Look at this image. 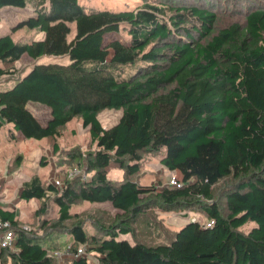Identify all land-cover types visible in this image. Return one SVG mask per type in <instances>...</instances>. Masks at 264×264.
<instances>
[{
  "label": "trees",
  "instance_id": "trees-1",
  "mask_svg": "<svg viewBox=\"0 0 264 264\" xmlns=\"http://www.w3.org/2000/svg\"><path fill=\"white\" fill-rule=\"evenodd\" d=\"M27 1L0 0V11L24 8ZM34 1L33 14L17 27L42 35L15 41L0 34V78L17 75L14 65L24 55H66L68 61L35 63L0 89V129L10 124L25 139H56L80 117L95 149L65 152L63 163L87 177L65 171L58 185L34 174L21 184L19 198L38 201L37 215L50 200L57 207V218L46 219L40 232L23 228L16 210L0 204V218L15 230V250L0 248V258L61 264L52 252L68 246L56 240L67 233L73 253L83 248L78 257L66 256L67 264H264V6L244 0L238 9L230 2L237 16L222 23L216 0L119 9L87 8L79 0ZM121 30L129 37L125 42L106 41ZM31 102L49 108L44 124ZM106 108L122 113L103 127L98 113ZM146 150H163L160 163L178 174L176 184L129 179ZM112 164L123 180L108 178ZM225 178L233 182L220 203L214 189ZM83 202L110 203L123 217L109 225L93 219L96 230L90 233L71 211ZM152 206L196 207L213 223L187 221L168 243L118 239ZM246 222L254 225L244 233L239 227Z\"/></svg>",
  "mask_w": 264,
  "mask_h": 264
},
{
  "label": "rangeland",
  "instance_id": "rangeland-1",
  "mask_svg": "<svg viewBox=\"0 0 264 264\" xmlns=\"http://www.w3.org/2000/svg\"><path fill=\"white\" fill-rule=\"evenodd\" d=\"M87 8H107L119 9L123 7L135 8L142 4H156L160 2H170V6L195 5L198 2L204 3L205 0H79ZM198 1V2H196ZM256 2L259 6H264V0H248ZM216 10L222 23L235 18L236 13L231 11L230 2L235 4L236 8L241 9L244 0H216ZM35 1L28 0L24 8L6 7L0 11V34L9 33L13 40L23 41L27 39L40 38L42 33L35 29L17 27L22 17L32 15L34 12ZM240 18V17H239ZM74 33V26L71 25V36ZM117 38L121 41L129 37L123 30L120 34L113 33L106 37L109 39ZM125 39V40H124ZM68 57L64 56H41L37 59L22 56L14 65L17 75L14 77H1L0 89L10 87L19 77L26 74L35 63L44 62H67ZM29 108L34 112L37 118L44 124L49 117V108L46 106L31 102ZM122 113L121 109L106 108L98 113V118L103 127L114 124ZM54 144L56 149H54ZM80 148L81 152L95 149V144L91 143L88 127L82 124L80 117H75L67 122L61 129L60 135L56 139H33L23 138L19 132L13 131L10 124H4L0 129V204L13 208L17 212L20 223L31 229L40 232V224L46 221L55 220L58 216L56 205L50 200L47 211L44 214L37 215L36 209L38 201L21 200L18 196L21 184L32 175L37 174L44 183L61 180L64 177L63 172L68 174L70 171L75 174L84 175L82 169L75 166L70 167L66 160L65 152L70 148ZM163 150L142 152L139 171L129 177L139 184H154L158 187L172 185L171 180L175 173L166 169L160 163ZM45 160L41 164V160ZM108 172V178L111 180H123L126 176L122 170L115 164L111 165ZM68 169V170H67ZM88 175V174H87ZM87 175H84L87 177ZM175 175H178L177 173ZM233 182L231 178H225L215 184V196L222 203L224 191L230 188ZM55 183V182H54ZM230 185V186H229ZM72 212L79 214L84 219V224L88 231L93 232L96 228L92 225L93 219L100 220L103 224L109 225L123 217V213L114 209L110 203H90L83 202L71 208ZM198 221L206 223V215L199 211V208H187L184 210H166L158 206H152L143 215L138 216L132 224L133 231L126 234L118 233V239L126 238L131 243L141 241L146 244L156 245L168 243L174 232L187 221ZM254 225L252 222H246L239 230L246 233ZM42 231V230H41ZM44 233V230L42 231ZM60 243L70 245V234L63 233L56 239ZM64 248L61 250L63 252ZM66 256L60 258L61 264H67ZM91 258V255H89ZM65 262V263H64ZM0 264H11L10 260L0 258Z\"/></svg>",
  "mask_w": 264,
  "mask_h": 264
},
{
  "label": "built area",
  "instance_id": "built-area-1",
  "mask_svg": "<svg viewBox=\"0 0 264 264\" xmlns=\"http://www.w3.org/2000/svg\"><path fill=\"white\" fill-rule=\"evenodd\" d=\"M74 174L75 172L70 171L67 175L72 176ZM54 182L55 184L59 185L62 182V179L55 180ZM171 182H172L171 184H176V182L174 181V178H172ZM212 223L213 221L209 220V222H207L206 224L210 225ZM23 228H27V227L24 226ZM14 238H15V230L13 229L11 222L9 220L0 218V248L15 250ZM70 249H71L70 245H68L67 247L64 248L63 252L53 251L52 255L59 257V258H62L64 256L78 257L79 255L83 253V248L77 249V251L74 253Z\"/></svg>",
  "mask_w": 264,
  "mask_h": 264
}]
</instances>
